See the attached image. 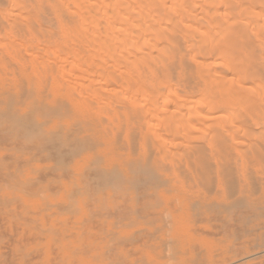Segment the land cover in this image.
Listing matches in <instances>:
<instances>
[{"label": "rangeland", "instance_id": "374dc122", "mask_svg": "<svg viewBox=\"0 0 264 264\" xmlns=\"http://www.w3.org/2000/svg\"><path fill=\"white\" fill-rule=\"evenodd\" d=\"M45 24L52 27V22ZM13 56H3L9 58L5 59L9 68L0 61L5 63L0 70V83L5 85L0 89V264H264V118L253 114L260 122L249 119L259 122L248 138L252 147L246 149L241 142L233 149L228 143L230 149L220 142L217 152V141L206 130L201 134L212 138V152L207 136L187 137L190 147L208 144L199 149L204 165L188 157L187 152L193 151L183 155L180 148L176 151L183 157L175 159L179 164L172 154L163 155V161L158 150H149L152 144L144 153L136 142L133 152L134 145L128 150L124 137L121 142L116 139L120 144L115 146L99 139L91 116L71 112V101L56 99L51 84L37 97L41 87L24 74L20 86L13 83V73H20L18 68L31 60L20 56L27 59L19 66ZM29 64L26 71L32 74ZM101 101L107 103L109 98L104 95ZM102 118L99 123L109 133L111 124Z\"/></svg>", "mask_w": 264, "mask_h": 264}, {"label": "bare ground", "instance_id": "6f19581e", "mask_svg": "<svg viewBox=\"0 0 264 264\" xmlns=\"http://www.w3.org/2000/svg\"><path fill=\"white\" fill-rule=\"evenodd\" d=\"M48 21L52 22L51 28L45 24L51 26ZM3 54L14 55L13 60L18 59L19 66L27 59L20 56L31 57V64L26 62L24 67L18 68L20 73L9 72L16 77L12 79L16 81L13 83L20 82V76L24 74L41 87L36 91L37 97L44 93L42 88L51 84L56 99L71 101V112L91 116L93 133L96 131L99 139L115 146L124 137L128 150L138 143L144 153L154 147L161 153L163 161L172 154L173 157L176 155L175 162L182 149L183 155L188 150L193 151L187 152L188 157L203 164L199 149H206L208 144L205 146L203 141L200 145L193 139L196 145L192 143V148L187 137L206 130L217 141H213L217 144L214 145L209 140L211 137L201 134L210 142L208 149L214 145L216 151L220 150L221 143L224 148L230 143L234 149L241 142L246 148L252 141L250 134L260 122L253 114L264 118V0H0V61L4 62ZM21 58L24 61L19 62ZM5 63L0 62V70ZM28 64L32 74H27ZM4 87L0 83V89ZM104 95L111 101L110 107L109 101L101 104ZM104 114L109 121L107 126L111 124L109 133L104 128L106 121L103 124L105 131L99 123ZM251 117L259 122L252 124ZM223 133L230 137L225 138ZM108 136L111 137L106 139ZM236 140L241 141L236 143ZM148 144L153 146L150 148ZM41 145L45 148L43 142ZM146 147L150 149L147 151ZM179 148L180 151H176ZM134 149L135 145L133 152ZM191 172L197 174V171ZM8 173L10 178L12 173ZM115 185L113 189H116ZM25 189L22 192L26 193Z\"/></svg>", "mask_w": 264, "mask_h": 264}]
</instances>
